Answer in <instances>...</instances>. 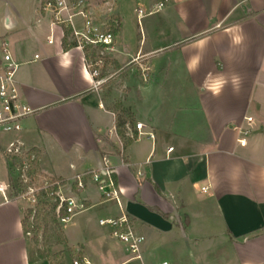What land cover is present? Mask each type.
<instances>
[{
  "label": "crops",
  "instance_id": "crops-1",
  "mask_svg": "<svg viewBox=\"0 0 264 264\" xmlns=\"http://www.w3.org/2000/svg\"><path fill=\"white\" fill-rule=\"evenodd\" d=\"M166 1L177 29L188 33L162 44L142 29L132 48L122 25L99 87L88 67L94 52L64 48L50 14L35 8L27 24L8 17L15 30L3 47L35 112L21 132L0 133V149L5 155L9 142L22 141L36 151L43 177L68 184L78 173L111 167L116 198H102L93 184L65 194L100 219L128 215L146 237L142 264H264V0ZM152 7L149 14L161 10L162 0ZM119 64L128 67L123 81L113 71ZM119 101L136 121L127 136L142 123L154 138L142 134L124 147L109 108ZM71 154L65 175L58 158ZM11 179L8 163L0 175L8 187L0 191V264H54L24 230L25 204L10 195ZM78 246L82 264H93L88 243Z\"/></svg>",
  "mask_w": 264,
  "mask_h": 264
},
{
  "label": "built area",
  "instance_id": "built-area-1",
  "mask_svg": "<svg viewBox=\"0 0 264 264\" xmlns=\"http://www.w3.org/2000/svg\"><path fill=\"white\" fill-rule=\"evenodd\" d=\"M94 0H40V12L50 14L53 24L68 27L71 30L70 41H74L78 48L85 51L89 48L94 54L89 57L90 74L96 80L97 87L103 85L106 79L102 77L103 68L106 66L107 56L115 51L116 35L113 28L116 25V5L115 1L107 0L103 6H94ZM81 17V25L77 24L76 18ZM64 31V30H63ZM65 37V32H64ZM52 38V37H51ZM53 43V39L49 41ZM18 65L14 62L12 55L6 52L0 62V133L15 134L24 129V120L35 112L20 95V87L16 80ZM252 118L249 117L248 121ZM144 124L137 123L138 134L154 138L153 133L143 132ZM249 130H244L248 134ZM134 137V136H132ZM246 139H242L245 142ZM173 150V147L169 149ZM5 153L9 156L17 157L21 164L16 169L29 172L34 167V162L38 159L36 152L28 149L22 141L14 140L9 142ZM114 170L105 166L101 169H90L78 173L71 184H61L58 178L43 185L30 186L27 198L33 203H37L43 197L42 192L46 191L48 200L57 202L56 216L60 223H67L73 217L84 210L85 205L78 202L76 197L65 194V189L80 192L87 189L90 184L96 186L102 198L109 200L118 196L116 184L113 180ZM57 186V190L50 191V188ZM205 190V189H204ZM0 191L4 194L8 187L0 186ZM44 198V197H43ZM101 225H110L114 236L125 243L127 249L141 258V248L146 241V237L135 226L134 221L128 215L116 218L100 219ZM74 264H82L74 260ZM163 264H168L164 262Z\"/></svg>",
  "mask_w": 264,
  "mask_h": 264
},
{
  "label": "rangeland",
  "instance_id": "rangeland-1",
  "mask_svg": "<svg viewBox=\"0 0 264 264\" xmlns=\"http://www.w3.org/2000/svg\"><path fill=\"white\" fill-rule=\"evenodd\" d=\"M106 1L107 0H94L93 3L94 6L97 7V5L103 6ZM112 1H115L116 15L118 16L121 14L122 17H120L123 18L122 36L132 48H135V45H137L142 29L144 30L148 41L156 40L157 43L162 44L170 41L172 37L183 36L188 33L186 28L180 27V29H177L178 25H180L178 24L180 21L169 1L162 0V9L150 14L149 12L153 8V3L159 0ZM39 7L40 0H0L1 58H3L6 53L2 41L5 40L8 42V37L13 35L15 30L6 27V18H11L12 16L15 20H20V22L27 24L26 21L28 14L34 12L33 10ZM200 12H207L205 14L207 17L213 14L212 11L208 12L204 10ZM117 16H115V18ZM76 20L81 22V17H77ZM184 24L187 25L186 22ZM127 69L128 67L124 66V64H119L118 67L113 69V71H118L116 72L115 77H118L123 81V75L128 71ZM110 70L112 71V69ZM141 70L142 69H139V71ZM165 76L166 74L162 72V84H164ZM121 81L117 82L116 86H120ZM5 155L2 149H0V175L4 174V176L7 174L8 168ZM75 158L76 156L73 154H71V157L67 155L58 158L63 174H69L71 171L69 169L70 162L75 161ZM58 159L54 160L58 161ZM39 172V165L37 168H31L29 172L16 169L12 175L9 188L10 195L15 197L19 194L17 198L21 199L25 204L23 218L26 217L29 214V210L32 209L30 217L31 225H33V219L36 213H38L40 228L38 231L30 232V235L32 240L34 236L38 237L39 243H35L38 247L44 250L51 262L54 264H74V260L76 259L65 244H60L58 242V235L62 233L68 237V245L73 248L78 247V242L86 241L88 243L93 264H119L124 262V260H128L132 256H135L127 249L125 243L121 242L114 236L113 229L110 225L100 224V215L96 213L95 209L81 211L67 223L61 224L59 221V226L53 222V214L52 212H49V219L46 221L44 210H47L48 207L45 203L47 201L54 202V200H48L46 197H41L37 203H33L26 197L30 186L43 185L51 181L50 177L45 178ZM39 204L41 205L40 209H38ZM65 247L66 250H63ZM156 260L160 263L162 257L159 256ZM123 264H142V260L133 258Z\"/></svg>",
  "mask_w": 264,
  "mask_h": 264
},
{
  "label": "trees",
  "instance_id": "trees-1",
  "mask_svg": "<svg viewBox=\"0 0 264 264\" xmlns=\"http://www.w3.org/2000/svg\"><path fill=\"white\" fill-rule=\"evenodd\" d=\"M122 25H123L122 18L120 16H117L116 17V25L113 28V31H114L116 37L120 34L121 29H122ZM63 30L65 32L64 48L68 49V48L76 47L77 44L74 41L68 42V38L71 34V30L68 27H64ZM85 52L88 55V53L90 52L89 48H85ZM109 108L116 115V129H117L119 137L123 141L124 147L127 148L129 146V144L133 141V139H135V137L137 136V134H133L132 136H134V137L130 138L126 134V127L127 126H134L136 123V121L134 119L133 111L131 108H126L120 101L114 103ZM32 151L36 152L34 149H32ZM6 157H7L8 163H9L10 173H11V175H13V173L16 171V168L21 164V160L18 159L17 157L9 156L7 154H6ZM37 158L39 159L38 155H37ZM38 159L34 162L33 168L38 167ZM112 178H113L115 184L117 185L116 176L113 175ZM58 179L61 180L62 185H65L67 183V181L65 179H62V178H58ZM55 180H56V178H51V181H55ZM55 190H57L56 185L50 188V191H55ZM18 195L19 194H17L13 198H17ZM42 196L49 198L46 191L42 192ZM45 204L48 207L47 210H44V216L46 218V221H48V219H49V215H50L49 212H52L53 222L59 226V220H58L56 213H55L56 207H57V202L47 201ZM38 206H39L38 209H40L41 205L39 204ZM31 214H32V209L29 210V214L26 217H24L22 220L24 230L27 232H32V231L35 232V231H38V229L40 228L38 213H36V215L33 219L34 220L33 225H31V222H30ZM164 215H166V214H164ZM33 240L37 244L39 243V239L37 236H34ZM58 240H59L58 242L60 244H66L67 243L66 236L63 233L58 235ZM68 249L72 253V255L76 258L75 260H78L81 263H83L84 258H85V253L81 250L82 246H78L76 248L70 247Z\"/></svg>",
  "mask_w": 264,
  "mask_h": 264
},
{
  "label": "water",
  "instance_id": "water-1",
  "mask_svg": "<svg viewBox=\"0 0 264 264\" xmlns=\"http://www.w3.org/2000/svg\"><path fill=\"white\" fill-rule=\"evenodd\" d=\"M6 25L7 26H10L11 24H10V20H9V18L7 17V20H6Z\"/></svg>",
  "mask_w": 264,
  "mask_h": 264
},
{
  "label": "clouds",
  "instance_id": "clouds-1",
  "mask_svg": "<svg viewBox=\"0 0 264 264\" xmlns=\"http://www.w3.org/2000/svg\"><path fill=\"white\" fill-rule=\"evenodd\" d=\"M237 42H239V40H238ZM218 87H219V86H218Z\"/></svg>",
  "mask_w": 264,
  "mask_h": 264
}]
</instances>
